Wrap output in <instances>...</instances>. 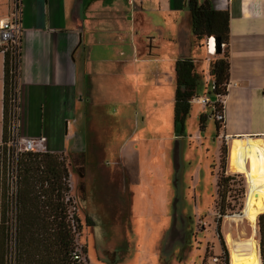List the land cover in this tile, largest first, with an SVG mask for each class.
Wrapping results in <instances>:
<instances>
[{
  "label": "crops",
  "instance_id": "1",
  "mask_svg": "<svg viewBox=\"0 0 264 264\" xmlns=\"http://www.w3.org/2000/svg\"><path fill=\"white\" fill-rule=\"evenodd\" d=\"M208 1L214 9L226 10L229 14V79L227 93L222 97L224 123L221 128L225 136L237 137L233 151L239 152V159L243 162L233 171L243 174L250 167L258 173L257 168L263 159L255 165L253 160H248V152L258 141H264V135H261L264 134V0ZM16 2L0 0V26L18 4L21 22L17 92L19 135L46 137L47 151L62 153L67 157V166L72 169L76 165L72 162L70 165L71 158L84 152V168L90 170L96 168L92 166V160L93 154L99 152L98 148L93 149L98 138L105 147L104 136L117 129L119 139L115 141L123 156L122 164L130 170L139 186L133 215L141 210L138 209L139 197H146L141 204H146L149 198L164 201L167 180L165 176L160 178L156 170L163 169L166 164L168 140L178 137L175 133L167 135L165 140L159 135L145 137L136 129L131 134H122L119 124H109L108 119L101 117L99 108L104 107L103 99H107L110 93L119 95L117 85L125 75H131L135 80L142 74L150 86L156 85L159 90H167L168 86L171 94L168 93L167 100L172 103L173 86L176 87L174 64L176 59L185 56L192 57L199 68L202 62L205 63L206 69L199 70L205 79L201 77L198 85L204 82L213 89L209 66L215 56L207 51V36L195 40L187 1ZM4 87L5 51L0 44V153L5 117ZM131 88L135 86L131 85ZM160 95V92L155 94L159 101ZM171 110L169 108V114H172ZM98 121H102V125L94 124ZM110 140L108 150L115 143L112 138ZM128 152L137 161L139 173H134L126 160ZM143 152L147 155L143 156ZM93 176L98 178L97 173L88 178ZM70 179H73L71 172ZM159 185L165 190L156 194L158 190H153ZM144 187L146 192L142 193L140 189ZM71 190L74 191V187ZM149 190L151 193L147 192ZM142 210L147 212L145 208Z\"/></svg>",
  "mask_w": 264,
  "mask_h": 264
},
{
  "label": "rangeland",
  "instance_id": "2",
  "mask_svg": "<svg viewBox=\"0 0 264 264\" xmlns=\"http://www.w3.org/2000/svg\"><path fill=\"white\" fill-rule=\"evenodd\" d=\"M200 66L206 69L205 63L202 62ZM200 68L197 63V69ZM202 78L205 79L204 74ZM131 85L135 88H131ZM117 87L119 95L110 93L109 99H103L104 107L99 108L102 110L101 117L108 119L109 124H119L122 134H131L136 129L139 135H159L163 140L175 133L174 101L170 103L167 100L170 93L168 86L167 90L162 87L163 90H159L156 85L150 86L141 74L135 80L131 75L122 76ZM157 92L161 93V101L155 96ZM174 93L173 86L172 95ZM197 93L215 100L211 86L204 82L198 85ZM169 108L173 109L172 114L168 113ZM201 114L206 118L202 127ZM215 121L211 105L193 102L184 121L186 135L177 138L179 150L173 154L176 139H169L165 167L162 165L163 169H160L157 165V175L160 178L165 176L167 180L165 200L149 198L146 204H141L146 197H139L138 209L141 210L135 215L134 201L139 186L133 174L126 184L130 187L128 189L123 176L114 178L111 175L107 178L105 173L115 171L113 169L118 167L123 157L115 141L119 139L117 129L111 133L112 137L111 134L104 136L105 147L100 138L93 147L99 150L93 154L92 166L96 168L87 170V173L91 172L90 176L97 173L98 178L93 176L89 178L90 182L82 183L79 180L77 183L76 168L68 167L69 174H73L74 191L68 186L67 194L75 200L76 215L81 224V229L75 233V242L78 247L86 248L87 264L229 263L230 250L225 235L231 232L234 238L243 240L247 238L243 233H251L249 223L236 215L243 213L248 202H258L264 207V141H258L254 149L248 152V160H253L255 165L263 159L257 168L258 173H254L250 167L243 174L233 171L243 162V159H239V152L233 151L237 137L225 136L222 123L217 121L220 127L216 128ZM99 123L102 125V121L94 124L98 126ZM108 137L115 141L110 150L108 145L111 140ZM146 155L147 152H143V156ZM126 160H129L134 173L140 172L130 152L126 154ZM78 171L81 172L80 169ZM145 177L149 176L145 173ZM108 179V193L101 198L100 188ZM7 181L6 174L5 184ZM160 187L156 186L153 192L158 190L156 194H160L165 190L163 186ZM140 190L146 192L145 187ZM144 208L147 212L142 210ZM86 210L94 224L91 227L84 221ZM6 219L3 228L7 255L5 264H11L15 250L14 214ZM256 235L258 240V231ZM78 251L81 262H84L85 254L80 249Z\"/></svg>",
  "mask_w": 264,
  "mask_h": 264
},
{
  "label": "trees",
  "instance_id": "3",
  "mask_svg": "<svg viewBox=\"0 0 264 264\" xmlns=\"http://www.w3.org/2000/svg\"><path fill=\"white\" fill-rule=\"evenodd\" d=\"M190 14L191 32L195 40L205 36L217 37L221 46L210 62L209 79L213 93L225 95L229 79V14L226 10L214 9L208 0H186ZM4 49V47L2 46ZM5 51L4 89V133L1 146V202H0V264H5L4 225L7 223V184L8 168L14 153L7 145L8 113L13 106L19 80L20 52ZM217 53V54H216ZM12 71V73H11ZM174 122L179 136H184V121L191 110V99L198 96L196 89L202 73L192 57L176 59ZM218 106V104H217ZM219 104V108H220ZM212 108V115L214 114ZM200 116L203 126L205 116ZM216 122V128L220 127ZM62 153L22 151L15 158L16 192L13 199L15 220V250L13 264H87L86 248L77 246L75 233L81 229L76 213L70 217V200H66L69 177L67 159ZM8 179V178H7ZM8 182V181H7ZM72 218L74 225L72 224ZM4 228V229H3ZM258 247L261 264H264V212L257 217ZM80 249L84 254L75 259L73 252ZM80 253L77 250L76 251ZM7 256V255H6ZM230 264V260L229 263Z\"/></svg>",
  "mask_w": 264,
  "mask_h": 264
},
{
  "label": "built area",
  "instance_id": "4",
  "mask_svg": "<svg viewBox=\"0 0 264 264\" xmlns=\"http://www.w3.org/2000/svg\"><path fill=\"white\" fill-rule=\"evenodd\" d=\"M18 3V0L17 2ZM21 35V22H20V9L18 7V4H16L14 10L11 13V16L8 19L2 20V24L0 26V44L4 47V49H9L12 52H18L19 51V39ZM210 37H208L207 42V51L209 53L210 51ZM223 46V44H221ZM211 54V53H209ZM12 73V71H11ZM18 92V89H17ZM17 94V93H16ZM223 95L221 94H215V100L211 101L210 98L207 95H200V96H193L191 99V102H198V103H205L206 105H211L214 111V118L216 121L220 123H224V110H223ZM13 106L11 107L9 113H8V134H9V140L7 142L8 146L13 147V155L12 160L8 168V182H7V199L6 202L9 204V208L7 209V215L13 216L15 210L13 207V199L16 192V176H15V158L17 156V153L22 151H32V152H46L47 151V145H46V137L44 136H35V137H25L20 136L18 133V116H17V95L13 96L12 98ZM220 106V108L217 106ZM67 184L70 188L72 187V181L70 179V174L67 179ZM69 194V193H68ZM66 196V200H70L71 203L69 205V213L70 217L74 213H76L77 207L75 206V200H72V196L68 195ZM72 224L74 225V220L72 218ZM78 249H76L73 252V257L75 259L81 258L79 257V254L76 252ZM13 264V263H11Z\"/></svg>",
  "mask_w": 264,
  "mask_h": 264
},
{
  "label": "bare ground",
  "instance_id": "5",
  "mask_svg": "<svg viewBox=\"0 0 264 264\" xmlns=\"http://www.w3.org/2000/svg\"><path fill=\"white\" fill-rule=\"evenodd\" d=\"M210 53L215 54L216 43L214 37L210 38ZM217 54V53H216ZM215 56V55H214ZM264 212V207L258 202H248L241 215L245 219L250 227L251 233H243L247 238L238 240L233 237L231 232L226 234V243L230 250V264H261V257L259 252V245L257 240V217L260 213ZM235 217V216H233ZM231 217V218H233Z\"/></svg>",
  "mask_w": 264,
  "mask_h": 264
},
{
  "label": "flooded vegetation",
  "instance_id": "6",
  "mask_svg": "<svg viewBox=\"0 0 264 264\" xmlns=\"http://www.w3.org/2000/svg\"><path fill=\"white\" fill-rule=\"evenodd\" d=\"M85 156H86V154H85L84 152H81V153H78V154L74 155V156L71 158V161H70V162H72L73 164L76 165V167H75V168H76L75 172H76V174L78 175V179H79L80 182H82V183H87V182H89V178H88V177H89L90 174H91V172H89V174H88V173H87V169L84 168V165H85ZM121 162H122V161L120 160V164L118 165V167L115 168V169H113V170H115V171H111V172H110V170H109L108 172H105V173H106L107 178H110L111 175H112L114 178H117L118 175L123 176V179L125 180V185H126V184H128V180H129V178H130L131 172H130L129 169L125 168V166H124ZM79 169L81 170V172L78 171ZM121 170H122V172L125 171L126 173H125V174H124V173L122 174ZM86 180H88V181H86ZM108 181H109V179L107 180V182L104 183L105 188L108 186ZM104 186H103V187H104ZM126 186H127V185H126ZM103 187L100 188L101 198L105 197V195L108 193V190H109V188H106V190H105V188H103ZM127 188H128V186H127ZM128 189H130V187H129ZM131 193H132V191H131ZM130 202H131V201H130ZM83 209L85 210V207H84V206H83ZM87 214H88V211L86 210V214H85V216H84V221H85V224H87V226H90V227H91V226H93L94 224H93V222H92L90 216H87ZM225 237H226V235H225ZM225 240H226V238H225ZM108 254H109V255L111 254V255L114 256L113 253L108 252Z\"/></svg>",
  "mask_w": 264,
  "mask_h": 264
},
{
  "label": "water",
  "instance_id": "7",
  "mask_svg": "<svg viewBox=\"0 0 264 264\" xmlns=\"http://www.w3.org/2000/svg\"><path fill=\"white\" fill-rule=\"evenodd\" d=\"M214 39H215V43H216V52H220V50H221V44H220V41H219V39L217 38V37H214ZM175 135L177 136V137H179V135H178V133H177V131L175 130ZM177 141H178V139H176V141L174 142V149H173V154H175V151L176 150H179V147H178V143H177ZM175 199V201L177 200V198H174ZM173 215H175V212H174V214ZM174 217V220H175V216H173Z\"/></svg>",
  "mask_w": 264,
  "mask_h": 264
}]
</instances>
